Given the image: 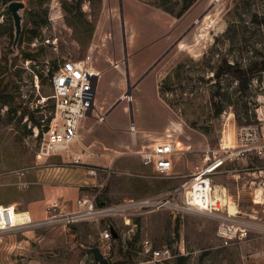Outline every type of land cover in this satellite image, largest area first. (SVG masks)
Here are the masks:
<instances>
[{
  "label": "rangeland",
  "instance_id": "1",
  "mask_svg": "<svg viewBox=\"0 0 264 264\" xmlns=\"http://www.w3.org/2000/svg\"><path fill=\"white\" fill-rule=\"evenodd\" d=\"M21 1L23 39L15 54L9 1L0 0V73L4 74L0 88L10 86L9 104L0 101V178L15 175L17 182L36 166L40 135L35 131L46 129L54 111L49 69L72 59L101 71L97 107L106 102L109 109L127 91L119 0ZM122 5L131 85L169 51L97 129L111 131L116 127L112 117L132 103L135 125L146 130L138 133L145 147L168 138L179 141L172 173L153 174L142 187L138 184L142 196L163 199L208 162L205 158L212 157L223 135L235 144L237 129L257 123V113L264 111V72L250 74L245 88L235 72H221L226 66L248 68L264 61V24L255 20L256 15L264 16V0H122ZM23 52L32 58H24ZM13 57H18L17 66L5 72L7 59ZM24 111L33 112L40 126L26 115L21 119ZM112 176L108 191L113 193H103ZM110 178L89 195L103 194L100 200L108 204L127 201L120 192L128 190L129 183L117 180L115 171ZM212 178L214 185L225 187L228 201L237 204V215L259 230L257 225L264 224V157H240ZM149 210L129 215L127 225L118 217L70 228L34 227L29 238L17 233L15 240L27 242L21 248L0 250V264H97L88 248L99 246L100 233L110 222L121 237L111 242V264L127 260L141 264L147 259L145 240L155 248L183 246L186 254L176 257L174 264H239L247 253L264 254V235L258 232L239 245L221 246L216 235L220 212L177 214L165 206Z\"/></svg>",
  "mask_w": 264,
  "mask_h": 264
},
{
  "label": "built area",
  "instance_id": "2",
  "mask_svg": "<svg viewBox=\"0 0 264 264\" xmlns=\"http://www.w3.org/2000/svg\"><path fill=\"white\" fill-rule=\"evenodd\" d=\"M101 75V71L88 67L83 61L66 59L58 66L50 78L51 98L55 105L51 120L41 133L39 129L35 131V136L40 135L35 153L37 160L71 151L72 145L79 143V129L82 121L96 110L95 85ZM95 119L100 123L105 122V115L96 111ZM256 119L257 123L237 129L233 145L230 141L227 142L223 135L212 157L207 155L205 158L208 162L195 171L191 179L176 188L167 198L129 199L119 204H108L100 203L96 195H90L77 199L75 209L70 210L66 209L60 201L54 200L48 203L43 219L37 222H32L27 212V217H19V213L23 211H18L11 204H0V247L9 233L25 226L70 228L78 223H98L105 219L111 220L118 217H123L127 225L130 222L127 219L129 215L144 214L149 212L151 207L163 206L169 207L173 213L177 214L197 211L214 214L220 212L216 235L221 241V246L224 247L239 245L247 241L252 232L264 235V224L257 225L259 230L256 231V226L247 223L242 216L237 215L238 213L223 214L221 208L217 207V202L208 205V194L215 186L212 177L226 163L248 155L264 157V111L257 113ZM130 130L135 131L133 125L130 126ZM179 151V141L168 138L142 148L138 151V155L144 165H152L156 173L165 175L171 172L174 159ZM73 161L77 165L84 166L90 176H96L100 170L95 166L84 165L80 154H77ZM110 174V172L107 173V179ZM105 182L99 184L98 188H103ZM21 186L27 188L29 184L22 183ZM191 191L195 194L188 195ZM112 240L110 229L104 228L100 233L99 247L106 257L111 250ZM143 252L147 259L141 264H174L173 260L176 257L186 254L183 246L177 250L172 246L155 248L150 240L144 241ZM263 256V252L247 253L242 256L239 264H264Z\"/></svg>",
  "mask_w": 264,
  "mask_h": 264
},
{
  "label": "crops",
  "instance_id": "3",
  "mask_svg": "<svg viewBox=\"0 0 264 264\" xmlns=\"http://www.w3.org/2000/svg\"><path fill=\"white\" fill-rule=\"evenodd\" d=\"M143 78H140L139 82L137 81L138 83H134L132 89L139 87L138 84ZM99 79L95 85V95ZM104 84L112 85L109 81H105ZM121 99L122 97L108 109L105 106L106 102L97 107L95 98V108H97L98 112L105 115V122L112 110L121 105ZM130 107L133 124H131V119L128 122ZM91 116L92 114H89L82 121L79 129V143L73 144L71 151L53 155L47 159H36V166L25 171L23 177L19 179L20 182H17L15 175L0 178V204H11L18 211L27 212L32 222H37L43 219L45 208L51 201H60L68 210L75 209L77 199L83 196H90L89 191L99 190L98 185L105 181L106 185V175L112 171H115V176L118 177L117 180L129 183L128 190L131 194H128V190H125L124 193L119 191L120 197H127L126 200L148 198L147 196H142L143 194H139L141 190L138 184L140 183L142 187L144 182H148L147 179L154 177L153 174H156V176L159 174L156 173L152 165H144L138 155V151L146 146L141 143V137L138 133L140 131L146 132V130L135 125L132 103H129L126 107L121 106V113L112 117L111 123L116 125L115 128L110 129L112 132L103 128L97 129L104 122H97L96 119L94 123L90 124L88 119ZM123 120H125V123H123ZM131 125L135 129L133 132L130 130ZM77 154L81 155L84 165L95 166L100 169L96 176H90L84 166L74 163L73 159ZM175 162L176 157L174 164ZM172 171L173 168L167 174H171ZM176 174L175 176H177ZM112 179L113 176L107 183L103 193H113L112 189L108 191L111 187ZM20 183H28L29 186L22 188ZM117 194L119 193L117 192ZM101 198H104L103 194ZM99 202L103 203L105 201L99 199ZM34 230L35 228L32 226H25L9 233L4 238L0 250L21 248L23 242L27 241L26 239L15 240L16 234L21 232L29 238L35 234Z\"/></svg>",
  "mask_w": 264,
  "mask_h": 264
},
{
  "label": "water",
  "instance_id": "4",
  "mask_svg": "<svg viewBox=\"0 0 264 264\" xmlns=\"http://www.w3.org/2000/svg\"><path fill=\"white\" fill-rule=\"evenodd\" d=\"M119 7H120V17H121V24H122V32H123V46H124V63L126 66V82H127V91L122 96V98L126 96H131L133 85L130 84V72H129V66H128V53H127V45H126V36H125V29H124V15H123V5L122 0H119ZM25 9V4L21 0H11L8 3V10L11 13V16L13 18V25H14V39L12 42V47L15 54H18V43L23 31V15L22 12ZM169 50L166 51L150 68L145 72V74L141 77V79L152 70L154 66L159 63V61L167 54ZM139 82V81H138ZM137 82V83H138ZM130 119L131 124H133V116H132V110L130 107ZM108 228L110 229L113 238H116L119 236L118 231L116 230L115 226L112 222L108 224ZM90 253L93 256V259L97 262V264H111L110 259L106 257L102 250L98 246H93L88 248Z\"/></svg>",
  "mask_w": 264,
  "mask_h": 264
},
{
  "label": "trees",
  "instance_id": "5",
  "mask_svg": "<svg viewBox=\"0 0 264 264\" xmlns=\"http://www.w3.org/2000/svg\"><path fill=\"white\" fill-rule=\"evenodd\" d=\"M6 1L10 2L11 0H5V3H6ZM169 12H171V11H169ZM31 20L36 22L33 18ZM255 20H256V22H258L260 24H264V16L256 15L255 16ZM31 32H33V30ZM24 33H25V31H24ZM22 39H23V35L20 37L21 41H22ZM23 54H24V58H26V59H31L32 58V54L29 53V52H23ZM17 59H18V57H13L11 59H7V63L8 64H6L5 67H4L6 69L5 72H9V71H11L12 68L17 66V62H16ZM57 68H58V66L57 67H53L52 69L48 70V74L47 75H48L49 79L51 78V76L53 75V73L56 71ZM229 71L235 72L237 74V76H238V78L240 80V87L241 88H245V86H247L248 81L250 79V77H249L250 74H254V73H257V72H264V61L255 63L254 65H251L248 68H243L241 66H236V67L235 66H232V67L231 66H226V68H222V70H221L222 73H227ZM3 76H4V74L0 73V79ZM38 76L43 78V75H41V74L38 75ZM9 87H10L9 84L7 83V84L3 85L0 88V101L2 102L3 105H8L9 104V102L6 100V96L8 95L9 90H10ZM219 112H220V109H219ZM23 115L28 116V120L30 122H32L35 126H38V127L40 126V122H38V120L34 117L33 112H31V113H26L25 111L21 112V116H20L21 119H22ZM51 116L52 115H50V117L47 118L48 121L51 120ZM40 133H41V130H40ZM100 198L101 197H100V194H99L97 196V201L98 202H99ZM120 239H121V237L118 236L116 238H113V241L117 242V241H120ZM134 241H135V239H133L132 241H129L127 243L128 247H132V245L134 244ZM127 261H130V260H127ZM127 261H121L119 263H112V264H128Z\"/></svg>",
  "mask_w": 264,
  "mask_h": 264
},
{
  "label": "bare ground",
  "instance_id": "6",
  "mask_svg": "<svg viewBox=\"0 0 264 264\" xmlns=\"http://www.w3.org/2000/svg\"><path fill=\"white\" fill-rule=\"evenodd\" d=\"M227 142L231 140V138L229 137H226ZM212 192H210V194H208V205L211 203V204H215L216 202V205L217 207H224L226 209V211L228 213H230L231 215L233 214H236V213H239V210L238 208L236 207V205L233 203V202H229L228 201V196H227V192H226V189L224 186L222 185H218L216 184L213 188H212ZM260 189V188H259ZM263 191V190H262ZM258 192V191H257ZM190 194H195V192L191 191L188 193V195ZM261 194V193H260ZM259 195V194H258ZM263 195V194H262ZM256 196V195H255ZM230 197V196H229ZM256 198V197H255ZM258 198V197H257ZM260 199V198H259ZM257 199V200H259ZM263 199V198H262ZM262 201V200H261ZM245 213V211L243 212ZM250 213V212H249ZM254 215V214H253ZM19 217H27V213L26 212H23V213H19ZM250 217V216H249ZM254 217V216H252Z\"/></svg>",
  "mask_w": 264,
  "mask_h": 264
}]
</instances>
